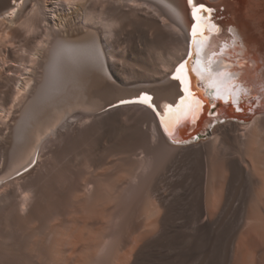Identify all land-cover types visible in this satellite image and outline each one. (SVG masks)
<instances>
[{
    "label": "bare ground",
    "instance_id": "6f19581e",
    "mask_svg": "<svg viewBox=\"0 0 264 264\" xmlns=\"http://www.w3.org/2000/svg\"><path fill=\"white\" fill-rule=\"evenodd\" d=\"M20 1L9 0L0 9V23L8 20L13 26L18 24L25 28L27 35L41 28L42 35L30 49L22 48L23 60L18 64L21 73L18 78L16 76L17 80L12 86L9 83L14 64L9 60L2 67V79L8 90L1 91L3 94L1 93L0 99L12 104L6 110L0 108V126L5 130H12L10 137L13 138V146L10 147L9 158L3 160L6 162L5 159H8L7 164H3L7 167L6 172L0 176V184L19 171L29 168L35 150L45 135L51 132L55 133L54 137L60 138L65 133L64 127H60L62 132L57 130L60 124L65 125L68 132L71 128L76 131L77 127L82 129L81 124L93 123L97 116L96 119L102 126V134L100 132L101 135L97 138L99 149L118 151V141L122 143L134 140L139 145L141 142L138 143L140 139L137 136L140 135L149 145L163 144L176 151L162 178L165 179V186L156 184L151 188L152 198L162 209L158 223L163 232L167 231L170 216L175 209L191 208L195 211L194 229L204 230L213 236V233L226 224L229 211L244 213L247 206L252 214L241 220L242 228H254V223L258 221L257 225H261L262 230L260 236L264 239V197H261L264 191V171L257 168L258 162L251 152H247L249 143L246 139L248 133L256 130L257 122L264 123V0H198L200 4L210 3L218 11V17L221 18L219 25L225 31L223 37L227 41L222 45L225 50L228 49L225 60L227 65L232 66L225 71L220 70L219 66L225 63L211 53L220 37L215 36L210 41L204 35L197 39L195 45L193 40L191 44V50L196 54L198 70L204 74L208 85L222 94L230 89L233 80L230 73H237V81L258 101L257 106L248 115L245 114V117L244 114H234L229 106L224 111L222 108L221 111L226 116L243 118L244 121H225L211 130L214 144L227 151L220 164L225 171V183L221 188L220 202L213 206L207 204L205 198L208 185V166L204 157L206 142L176 145L175 142L170 143L167 137L171 136L169 132L172 133L179 126L177 134L184 139L190 138L187 132L193 127L188 128V117L200 110L208 111L207 106L203 107L202 101L185 93L180 79L179 84L169 79L174 66L184 58L188 49L187 37L192 21L187 0ZM27 1L30 4L26 8V14L30 16L24 18L25 13H19V9ZM199 23L203 27L200 21ZM206 60L210 61L203 65ZM177 75L176 71V77ZM180 75L187 76L186 72ZM179 87L185 95L182 98L184 103L181 104V99L175 107H171V111L168 107L159 120L160 127L152 113L143 107L109 108L141 92L154 95L156 105L163 101L174 105L180 96ZM49 89L51 106L41 112L40 103ZM183 113H187L188 117L178 120V116ZM68 116L73 123L76 122L75 126L72 127L73 123L66 124ZM203 117L192 133H197L200 126L206 127L210 123V120ZM183 122L185 123L182 124ZM176 140L180 141L181 138ZM92 161L90 164L93 163L94 166L95 162ZM32 170L27 171L26 175ZM17 181L19 180L12 183ZM12 183L0 185V195H7L6 191L10 189L8 186ZM6 186L9 189L6 190ZM82 223L71 229L66 246L60 236L54 241L51 239L53 246L49 260L52 264L83 263L82 255L98 242L96 239L99 231L97 233L94 229V222H89L90 226L86 222ZM138 230L139 226H132L131 236L134 237L122 240L114 257V264L147 263L148 239L139 234ZM93 233H97V237L92 242L90 235L93 238ZM251 236L248 233L242 234L237 242L243 260L249 256L255 257L256 251L264 245L263 240L257 244ZM88 241L89 244H95L87 245ZM60 259L62 263L59 262Z\"/></svg>",
    "mask_w": 264,
    "mask_h": 264
},
{
    "label": "rangeland",
    "instance_id": "374dc122",
    "mask_svg": "<svg viewBox=\"0 0 264 264\" xmlns=\"http://www.w3.org/2000/svg\"><path fill=\"white\" fill-rule=\"evenodd\" d=\"M0 1L2 10L9 0ZM28 4L30 1L19 9L21 11L19 13H25L24 18L27 16ZM7 21L0 23V81L3 82H0V98L7 89L2 79L4 76L2 67L9 60L12 65L14 64L12 72L15 71L11 72L9 83L12 86L21 73L18 64L23 60L22 48L30 49L34 41L42 35L41 28L35 31L36 34L34 32V35L31 33L27 35L24 27L18 24L13 26ZM248 97L253 106L252 100L255 96L249 94ZM11 104L10 101L0 99V108L6 110ZM40 105L41 112L51 106L50 89ZM243 114L244 117L248 115H245L244 109ZM95 119L92 124H81L85 128L80 125L82 128L80 130L77 127L76 131H72L71 128L70 133L65 125L60 124L57 130L64 127V130H61L65 133L60 136L61 139L54 137L55 133L51 132L43 137L33 155L32 163L35 161V164L27 170L33 169L29 175H26L27 171L17 175L19 171L0 184L19 180L9 185L10 189L6 186V190L9 189L6 191L7 195H0V264H52L49 260L53 246L51 239L54 241L60 236L66 246L69 232L77 225L83 224L82 222L89 226V222H94V229L97 233L99 231L97 239V233L96 235L93 233V238L90 235V241L96 239L98 242L96 244L91 242L96 247L84 251L82 264H114V257L122 240L134 237L131 236V228L134 225L139 226L138 233L148 239L146 264H264V245L256 251L255 257L247 256L246 260L245 258L243 260L241 249L238 248L237 242L245 233L252 235L257 244L262 240L264 243L260 236L262 230L261 225H257L258 221L253 224L254 228H242L241 220L252 214L249 213L250 209L247 206L244 213L229 211L226 224L213 233V236L204 230L194 229L195 211L191 208L175 209L170 216L167 231L163 232L158 223L162 209L153 199L151 188L156 184L165 186V179L162 178L176 151L170 146H168L170 149L164 147L163 144L149 145L139 134L137 136L140 139L138 143L141 142L139 145H136L134 140L122 143L118 141V151H114L115 153L108 148L101 150L97 146V138L102 134V126L98 118ZM240 119L244 121L243 118ZM70 120L69 116L66 117V124H72ZM75 124L76 122L72 127ZM255 129L247 134L248 137L246 136L249 143L247 152H251L258 162L257 168L264 171V123L257 122ZM11 135L12 130H5L0 126V176L7 167L3 164H7L8 159H5L6 162L3 160L9 158L8 154L13 146ZM7 136L11 137L6 138ZM200 142L207 143L204 145V157L208 166L205 198L206 203L213 206L220 202L221 188L225 183V171L220 164L227 151L219 149L214 144L210 133L206 137H200L198 143ZM7 150H10L9 153ZM90 161L95 162L94 166ZM107 164L112 165L111 169ZM98 174L102 175L101 179ZM178 191L181 192V189ZM261 197H264V191ZM61 259L59 262L62 263Z\"/></svg>",
    "mask_w": 264,
    "mask_h": 264
},
{
    "label": "snow or ice",
    "instance_id": "6c2138e0",
    "mask_svg": "<svg viewBox=\"0 0 264 264\" xmlns=\"http://www.w3.org/2000/svg\"><path fill=\"white\" fill-rule=\"evenodd\" d=\"M189 4L190 5H193V0H188ZM211 9H206L205 6L203 4H199V5H196V6H193V9H192V17H193V20L195 21V23L192 25V32H191V35H192V40H193V45L196 44V41L199 37H203L207 32H208V29L207 27H202L201 24L199 23V21L201 20L202 18V14L207 12V13H211ZM202 43V42H201ZM177 79H180L181 80V83L184 85V91L186 94H188V96H192V92H191V89L189 87V84H190V81L189 79L187 78L186 75H180V74H184L186 71V66L185 64H181L178 68H177ZM190 71H195V68H192L190 69ZM199 75V74H198ZM201 80H204L205 77L200 75L199 77ZM240 93H243L246 95V92L244 91V89L242 88H237L236 89V92L231 94L229 96V99L232 100V102H235L236 98L238 97V95ZM151 100V97L149 96H142L140 98V102L141 103H145V104H148L149 107H151L152 105L149 103V101ZM184 101L183 99L181 100V104H183ZM199 102H197V105H198ZM169 107V110L171 111L172 108L171 106H168ZM177 108H179V106H177ZM187 113H183L181 114L180 116H178V120L181 119V118H184V116H186ZM163 123V121H162ZM165 131L168 132V129L167 127H165ZM169 135H171V133L169 132Z\"/></svg>",
    "mask_w": 264,
    "mask_h": 264
},
{
    "label": "water",
    "instance_id": "95a60500",
    "mask_svg": "<svg viewBox=\"0 0 264 264\" xmlns=\"http://www.w3.org/2000/svg\"><path fill=\"white\" fill-rule=\"evenodd\" d=\"M183 140V139H182Z\"/></svg>",
    "mask_w": 264,
    "mask_h": 264
}]
</instances>
